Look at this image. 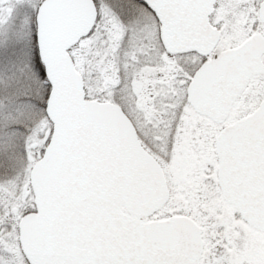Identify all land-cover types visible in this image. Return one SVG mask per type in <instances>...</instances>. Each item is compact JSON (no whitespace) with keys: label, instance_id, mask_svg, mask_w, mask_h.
<instances>
[{"label":"snow or ice","instance_id":"snow-or-ice-1","mask_svg":"<svg viewBox=\"0 0 264 264\" xmlns=\"http://www.w3.org/2000/svg\"><path fill=\"white\" fill-rule=\"evenodd\" d=\"M0 264H264V0H0Z\"/></svg>","mask_w":264,"mask_h":264}]
</instances>
